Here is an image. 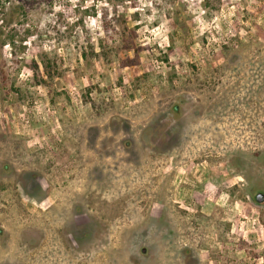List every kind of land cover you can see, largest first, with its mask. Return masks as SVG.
I'll return each instance as SVG.
<instances>
[{"label":"rangeland","instance_id":"rangeland-1","mask_svg":"<svg viewBox=\"0 0 264 264\" xmlns=\"http://www.w3.org/2000/svg\"><path fill=\"white\" fill-rule=\"evenodd\" d=\"M0 264H264V0H0Z\"/></svg>","mask_w":264,"mask_h":264},{"label":"trees","instance_id":"trees-1","mask_svg":"<svg viewBox=\"0 0 264 264\" xmlns=\"http://www.w3.org/2000/svg\"><path fill=\"white\" fill-rule=\"evenodd\" d=\"M183 28V27H182ZM233 47V46H232ZM223 48H224V53L226 51H229V47L227 45H223ZM43 65H44V69H45V74L47 76L50 75V72H51V69H53L55 67V62L53 60H50V59H44L43 60ZM86 100H89L87 97L85 98ZM89 104L92 108H96L97 107V103L94 101V100H89ZM179 110L178 107H175L174 108V111L177 112ZM173 136L176 137V134L173 132ZM169 142V141H168ZM128 145V144H127ZM263 197V193L261 191L257 192L255 195H254V198L257 202L261 201V198Z\"/></svg>","mask_w":264,"mask_h":264}]
</instances>
